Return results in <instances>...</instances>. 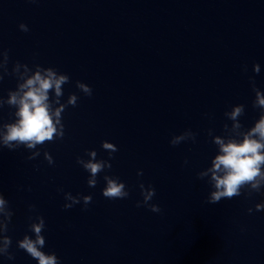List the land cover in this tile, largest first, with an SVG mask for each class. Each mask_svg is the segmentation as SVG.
Returning a JSON list of instances; mask_svg holds the SVG:
<instances>
[{
  "label": "water",
  "instance_id": "1",
  "mask_svg": "<svg viewBox=\"0 0 264 264\" xmlns=\"http://www.w3.org/2000/svg\"><path fill=\"white\" fill-rule=\"evenodd\" d=\"M20 23L29 32L19 31ZM4 49L9 70L20 61L68 74L64 99L76 93L80 100L64 113V140L46 142L36 160L23 149L0 150V193L14 212L8 235L16 257L0 264H36L15 246L30 214L44 217V251L62 264H264V211L247 214L264 197L210 205L208 185L196 178L215 152L207 130L220 133L231 105H245V127L258 117L248 78L259 63L254 79L264 91V0H0ZM76 81L93 89L91 98ZM15 83L5 77L0 96ZM8 112L0 111V120ZM186 129L197 142L170 146ZM101 141L119 149L107 174L126 183L128 199H105L103 174L88 188L76 164L85 150L106 159ZM139 183L155 188L151 203L160 214L136 207ZM64 192L92 195V203L87 211L64 210Z\"/></svg>",
  "mask_w": 264,
  "mask_h": 264
},
{
  "label": "clouds",
  "instance_id": "2",
  "mask_svg": "<svg viewBox=\"0 0 264 264\" xmlns=\"http://www.w3.org/2000/svg\"><path fill=\"white\" fill-rule=\"evenodd\" d=\"M30 4H37L38 0H27ZM18 29L21 32H29L26 24L20 23ZM247 65L243 71L247 72ZM253 76L248 78L251 92L254 94L251 106L258 111V117L251 126L245 127L241 118L245 115V105H231L223 115L225 123L219 134L214 128L207 130L208 141L214 145L215 152L208 161L207 166L197 173V179L204 181L209 188L206 203L215 205L222 199L231 200L243 196L246 200L252 196L264 197V91L257 87L254 76L261 73L259 63L252 64ZM5 77L15 80V88L8 90L6 96H0V111L9 110L8 120H0V150L9 152L23 149L29 153L28 161L36 160L41 156L44 144L62 142L65 138L64 113L66 110L76 108L80 96L70 93L64 99V87L70 82L68 74L55 67H44L39 63H21L15 61L9 70V50H0V83ZM75 88L84 97L91 98L93 89L86 83L76 81ZM208 115L207 113L205 114ZM210 118V117H209ZM197 133L186 129L179 135H173L170 146L176 147L181 143L197 142ZM101 150L106 152L107 158H98L96 150H85L83 156L76 157V164L87 173L86 184L88 188H95L98 177H101L104 186L101 195L110 201L125 200L129 198V190L126 183L118 175H109L112 171L111 161L118 148L111 142L101 141ZM43 160L49 167L54 166L53 156L48 151H43ZM188 164V160H184ZM137 177L143 175L138 170ZM142 200L137 201L136 207H144L154 214H160L161 208L151 203L156 195L155 188L149 184L138 185ZM30 190V189H29ZM63 192V189H57ZM64 210L72 209L76 205H82V211H87L92 203V195L75 196L70 192H64ZM29 213H36L34 205L28 206ZM253 211H264V199L253 207L247 208V214ZM14 212L10 202L0 193V260L14 262L16 257L10 251L12 237L8 235L9 226L12 223ZM26 234L16 240V250L23 251L36 264H62L61 259L54 251L45 252L46 221L42 215L30 214L28 216ZM244 231V229H241ZM30 233L31 235H29Z\"/></svg>",
  "mask_w": 264,
  "mask_h": 264
}]
</instances>
